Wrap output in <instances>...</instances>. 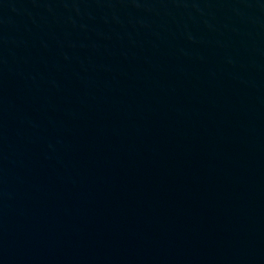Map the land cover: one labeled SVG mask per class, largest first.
Returning <instances> with one entry per match:
<instances>
[{"label": "water", "instance_id": "water-1", "mask_svg": "<svg viewBox=\"0 0 264 264\" xmlns=\"http://www.w3.org/2000/svg\"><path fill=\"white\" fill-rule=\"evenodd\" d=\"M0 264H264V0H0Z\"/></svg>", "mask_w": 264, "mask_h": 264}]
</instances>
